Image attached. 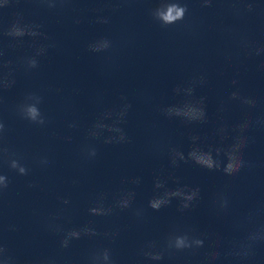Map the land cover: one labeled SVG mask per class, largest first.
<instances>
[{"label": "clouds", "instance_id": "obj_1", "mask_svg": "<svg viewBox=\"0 0 264 264\" xmlns=\"http://www.w3.org/2000/svg\"><path fill=\"white\" fill-rule=\"evenodd\" d=\"M159 4L161 6L155 7L154 10L151 11V15L156 21H159L162 26H169L176 24L177 22L183 21L185 18V15L188 11V8L186 5H181L178 0H168V2H162V0H159ZM211 5V0H202V6L209 7ZM51 6V5H50ZM247 11H252V5L249 4L247 6ZM103 23H107L106 20L101 21ZM8 35H15V36H24L25 31L19 27H13L11 31L8 32ZM28 35L36 36V32H29ZM110 47V41L107 39H102L100 42L93 43L89 45V50L94 52H101ZM44 51L43 48L39 49L37 51V55L42 54ZM261 53H264V46H260L254 49V54L259 56ZM28 66L30 68L37 67V60L35 58L29 59L27 61ZM261 68H264V64L261 65ZM203 83V77H200L198 81H193V83ZM233 84H236L237 82L235 80L232 81ZM179 91V87L176 89V92ZM187 92L189 96L192 95L193 87H188ZM233 99L238 98V93L233 92L231 94ZM29 99H34L35 103L27 104L25 106H22L20 109V113L23 118L36 123L43 125L45 123V120L40 112V109L37 107V105L41 102V98L38 96H29ZM244 103L255 106L256 101L252 99L245 98ZM199 104H203V98L199 101ZM130 107V105H125L124 108L117 113V120L115 121V125L109 128V131L118 133V137H109L107 140H105V143H112L113 141L117 143H123L127 140L126 133L121 127H118L117 125L123 122V117L126 115L127 109ZM165 113L169 116L175 114L176 116H183L188 121H203L205 119V110L203 107H197L193 106L191 103H187L185 105V108H167L164 109ZM249 126L248 123L242 124L239 126L240 130L243 131L245 128ZM70 127H75V125H70ZM4 130V124L0 122V133H2ZM192 139H195V137H192ZM237 142L230 147L227 151H225V155L227 156V163L223 167V172L227 175H233L236 173H239L243 167H245V160L242 158L241 155V149L246 146L247 144V138L246 137H237ZM217 155L220 154L221 149L215 150ZM8 150L6 148L0 149V153L7 154ZM89 157H95L96 151L95 149H91L88 152ZM179 158V160L184 161L185 156L182 152L173 150V159L172 164L175 166L177 164L176 158ZM188 158L191 159L195 164L212 170L217 169L219 170L221 168V162L217 159L213 158L212 150L205 152L199 148H193L188 153ZM42 165H47L48 160L42 159L40 161ZM8 165L10 169L15 170L19 175L26 176L28 175V168L24 166L18 159H10L8 161ZM139 181H136L138 183ZM9 179L6 175L0 174V193H3L7 188L9 187ZM155 186L157 188L163 187V184L157 180ZM31 187V185H30ZM133 196L132 193L127 194V198L121 199L119 201V207L121 208H127L130 204L131 197ZM199 196V189H193V190H187L185 188H177L173 191H166L162 196H157L149 201V206L154 210H159L163 205H167L171 202L172 197H178L181 198L183 201L181 204V210L187 209L191 206V202L197 199ZM63 203L67 204L68 201L64 200ZM226 201L223 202L222 206H226ZM90 213L93 215H107L111 212V209H105L102 205L98 207H92L89 209ZM96 235L94 229L85 227L82 229H72L67 231L64 239L61 241V247L67 248L69 246V242L72 239H79L81 235ZM260 237L253 234L249 237L250 240H257ZM204 244V240L200 238L190 237L187 234L184 235H175L169 238L168 246L170 248H175L176 250H184V249H190L193 246L199 248L202 247ZM243 248H250V245H242ZM238 255L242 254L244 256H247L249 252L247 250L243 251L242 253H237ZM145 255L149 256L153 260H160L162 259V255L160 253H151L147 252ZM212 260H218L220 259L221 253L219 251H214L211 254ZM103 259L105 261L109 260V254L107 251H104L103 253ZM0 264H15L13 258L7 254V249L0 245Z\"/></svg>", "mask_w": 264, "mask_h": 264}]
</instances>
